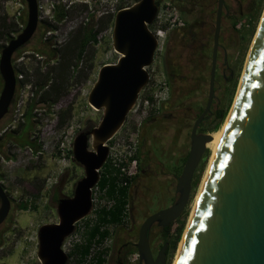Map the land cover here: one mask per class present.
<instances>
[{
    "label": "rangeland",
    "instance_id": "1",
    "mask_svg": "<svg viewBox=\"0 0 264 264\" xmlns=\"http://www.w3.org/2000/svg\"><path fill=\"white\" fill-rule=\"evenodd\" d=\"M17 1L0 0V32L4 31L3 21L6 19L8 23L17 25L18 33H13L14 37L24 30L21 18L28 14L26 1L25 4L23 0H19L20 5H16ZM39 1L42 10L39 11L38 29L29 43L13 56V66L19 73L20 82L9 113L0 123V134L4 130L18 126L28 104L34 100L37 106L33 112L35 130L32 139L42 146V151L40 154H34L29 148L22 150L8 145L5 151L9 159L0 155V183L14 207L10 214V221L0 227L3 242L0 247V264H40L37 258L38 230L42 225L58 223L56 210L58 202L53 199V189L56 186L57 191L60 189V199L72 197L77 182L84 177V168L74 160L71 153L72 146L70 151H63L62 144H65V147L68 146L70 138L74 141L78 134L91 130L100 123L103 111L92 108L88 104V96L97 81L99 70L105 65L115 64L119 59L112 43L113 22L111 24V19L113 17L114 21L115 15L110 5L100 6L99 3H95L96 0ZM170 1L180 11L186 23L201 20L209 23L207 26L209 31L215 30L218 3L215 7L208 10L203 8L200 11V7L193 6L192 3L196 1L197 4L199 2L208 4V0ZM14 2L15 5H13ZM51 3L56 6L54 11L50 10ZM225 3L227 16L222 20L223 34L219 43L227 50V60L230 65L227 72L228 75L233 73V77L227 88L223 86L220 95V109L227 110V116L218 130L227 121L234 105L246 62L264 13V0H225ZM118 7L120 5L116 7L117 11H119ZM61 8L66 15L61 21H57L56 14ZM181 9H185V13H182ZM18 13L21 15L17 17ZM199 16L200 20L197 19ZM238 22L244 24L241 30L236 28ZM40 25L42 28L49 25L52 29L44 32L43 29H39ZM92 28L98 32V43L90 44L79 59L78 51L83 34L85 30L91 31ZM4 44V38L0 37V46ZM36 50H39V55L35 54ZM45 92L50 93L49 101L40 102ZM131 116L129 114L128 118L131 119ZM206 130H210L209 125L206 126ZM174 150L171 147L161 153L157 144L152 145L154 157L164 163L166 172L171 173V177L158 182H144L142 186L146 185L148 188H141L137 193L132 188L127 218L121 226L105 227L110 231V237L102 245L93 246L92 255L104 250L106 264H114L117 252L124 243L137 244L139 230L146 218L165 206L174 204L178 198L177 176L181 173V165L184 162L174 153ZM212 154V150L208 148L193 176L192 200L190 198L187 206L185 231ZM197 180L199 181L196 185ZM21 202H27L30 209L18 210L17 206ZM112 202L113 200L106 197L98 198L91 214L77 224L74 235L68 238L63 246L69 256L68 264H87V261L79 262L77 246L85 244L88 229L97 221V211L102 207L110 208ZM180 218L173 223L171 236L167 241L161 240V228L154 226L151 229L153 239L150 245L159 243L152 250L155 258L164 243L167 244V248L172 246L176 230L181 223ZM183 235L176 250L174 252L170 250L166 255L165 264L175 263ZM126 256L128 264H140L138 251L127 253Z\"/></svg>",
    "mask_w": 264,
    "mask_h": 264
},
{
    "label": "water",
    "instance_id": "2",
    "mask_svg": "<svg viewBox=\"0 0 264 264\" xmlns=\"http://www.w3.org/2000/svg\"><path fill=\"white\" fill-rule=\"evenodd\" d=\"M25 1L26 27L0 56L3 79L0 123L9 113L16 92L13 56L29 43L38 29V0ZM224 7L225 0H218L208 103L192 129L190 153L176 187L178 198L173 205L143 222L136 244L140 264H165L167 244L155 258L150 231L154 226L165 229L183 215L191 198L193 176L208 149L207 144L213 140L212 134H197V130L213 102ZM157 13V0H137L132 7L115 15L112 43L119 59L99 70L88 96V104L103 111V117L96 127L81 132L73 141V158L84 168V177L77 182L72 197L58 201V223L39 228L40 264H68L64 243L74 235L77 224L93 211V189L100 181V170L109 155L107 143L122 129L149 82L148 69L153 65L157 48L150 26ZM0 202L1 227L12 210L1 183ZM175 264H264V13Z\"/></svg>",
    "mask_w": 264,
    "mask_h": 264
},
{
    "label": "flooded vegetation",
    "instance_id": "3",
    "mask_svg": "<svg viewBox=\"0 0 264 264\" xmlns=\"http://www.w3.org/2000/svg\"><path fill=\"white\" fill-rule=\"evenodd\" d=\"M226 10L227 5L225 3L224 18L227 16ZM208 24L201 20L186 23L184 28L175 30L169 35L162 67L168 85V101L161 107L157 116L146 118L138 128V149L136 152L138 174L131 182L135 193L141 188H148L146 185L142 186L144 182H158L168 179L172 175L166 172L164 163L154 157L152 151V145L154 144L159 146L161 153L173 147L175 149L174 153L184 160L181 165V173L183 171L190 153L193 126L205 111L209 98L215 30L212 31L210 29L209 31L207 29ZM222 34L223 28H221L219 40L222 38ZM17 52L18 50L15 54ZM202 55V58L205 57L204 61L201 60ZM205 61L208 62L207 67L203 66ZM229 69L227 50L219 43L213 102L210 112L207 113L204 120L200 123L197 134L206 135L213 132L217 116L223 110L220 109V95L222 94L223 86L227 88L232 82L233 73L228 75L227 71ZM200 71H205L206 79L199 90L197 77L200 74L194 72ZM208 125L210 130H206ZM181 173L177 176V179ZM168 207L170 206L166 208ZM127 243H124L118 250L114 264H128L126 260ZM155 246L151 245V249L153 250Z\"/></svg>",
    "mask_w": 264,
    "mask_h": 264
},
{
    "label": "trees",
    "instance_id": "4",
    "mask_svg": "<svg viewBox=\"0 0 264 264\" xmlns=\"http://www.w3.org/2000/svg\"><path fill=\"white\" fill-rule=\"evenodd\" d=\"M23 1L25 3V0H23ZM216 3H218V1L208 0V4H206L204 2H199V4H197V2L195 1L192 3V5L200 7V11H201V10H203V8L208 10L209 8L215 7ZM118 8H119L118 10L123 9L124 4H120V7H118ZM181 12L185 13V9H181ZM209 13H210V11H209ZM201 14H203V12H201ZM65 15L66 14H65L64 9L63 8L59 9L57 14H56V20L61 21L65 17ZM200 18L201 17L199 16L197 19L200 20ZM21 21H22L21 25L23 27H26L27 13L25 14V16L23 18H21ZM112 22L114 23L113 17L111 19V24H112ZM195 22H197V21H195ZM3 27H4V31L0 32V37L4 38L5 44L0 46V52L7 46V44L11 40H13L15 38L13 36V33H18L17 25L15 23H8L6 21V19H5V21H3ZM44 27L42 28V26L40 25L39 29H43L44 32L47 31L48 29H52V27L49 25L46 26L45 28ZM97 37H98V32L95 31L93 28L91 31L85 30V32L83 34V38H82L81 43L79 45V51H78V58L79 59L82 58L87 47L90 44H97L98 43ZM46 46H48V44ZM46 46L44 45V48H46ZM36 51L37 52L35 54L39 55V53H40L39 50H36ZM180 57H182V56L180 55ZM202 57H203V55L201 56V60L204 61L205 57L204 58H202ZM207 64H208V62L205 61L203 63V66L207 67ZM207 69L209 70V68H207ZM15 72H16V79H17L16 89L18 90V85L20 82L18 79L19 73H18L17 69H15ZM194 73L200 74V76L197 77V79H198L197 80V87H198V89L202 88L203 81L206 79L205 78V71L194 72ZM46 82H48V80H46ZM45 86H47V85H45ZM2 89H3V79H2V76L0 74V91H2ZM49 96H50V93L45 92L43 94V98L40 100V102L49 101V98H48ZM36 106H37V102L32 100V102H30L28 104V107L22 116V121L18 124V126H16L14 129L10 128V129L4 130L0 134V155L2 157L9 159V157L7 156V153L5 151L6 147L8 145L15 146V147L20 148L22 150L29 148L30 150H32V152L34 154H40L41 153L42 146L40 144L36 143V141H34L32 139V134L35 130V124L33 122V117H34L33 112L36 109ZM226 116H227V110L223 109L222 111H220V113L217 116V120H216L217 122H216L215 127L213 128V131H215V132L218 131L220 125L226 119ZM71 153H72V151H71ZM208 154H209V151L207 152V155ZM106 167L107 166L105 165L104 168H106ZM203 167H204V165H203ZM203 167H202V169H203ZM199 177H198V179H199ZM118 181H119L118 177L113 175L107 169H106V172L103 173L101 178H100V181L98 183V187H99L101 192H105L102 197H106L109 200H113L114 204L112 205L111 208L102 207L99 211H97V214H98L97 221L92 227H90L88 229V231L86 233L85 244L77 246L76 251L80 256L79 262H81V263L87 261V264H106V256H105L106 251L102 250V251L96 253L95 255H92L93 246L102 245L110 237V231L105 228L106 226H108V225H120L121 226L122 223L124 222V220L127 218V215H128L127 209L129 206V200L131 197V189H132L133 185L131 183L130 184L128 183V185H126V186H120V185H118ZM198 181L199 180L196 181V185H197ZM56 189H57V186L53 189L54 190L53 199H54V201L58 202L60 200V198H59V190L60 189L58 191ZM36 197H38V196H36ZM191 200H192V198H191ZM166 207L167 206H165V208ZM17 209L20 211H28L30 209V205L27 202L26 203L21 202L17 206ZM13 210H14V207L12 206L11 212H13ZM187 215H188V207L185 210L183 216L179 219V221H181V223L179 224V226L176 230V235H175L172 246L167 248V251H166L167 254L170 252V250H172L173 252H174V250H176V248H177V246H178V244L182 238V235L185 231V223H186ZM10 219H11V216L9 215L5 224L8 223L10 221ZM172 226H173V223L170 226L166 227L165 229H161L160 236H161L162 241H167L170 238ZM1 234L2 233H0V247L3 245ZM149 239H150V241H152V239H153V235L151 233L149 234ZM158 244H156V246ZM127 245H128V247H127L126 253H133V252L138 251L135 243L128 242ZM164 245H165V243L161 246V249Z\"/></svg>",
    "mask_w": 264,
    "mask_h": 264
},
{
    "label": "built area",
    "instance_id": "5",
    "mask_svg": "<svg viewBox=\"0 0 264 264\" xmlns=\"http://www.w3.org/2000/svg\"><path fill=\"white\" fill-rule=\"evenodd\" d=\"M137 0H96L100 6L110 5L111 11L115 15L118 11L116 7L124 4V8L132 7ZM158 13L154 23L150 26L152 33L157 39V48L154 55L153 65L148 69L149 82L147 86L139 94L136 105L131 110V119L126 120L122 129L107 143L109 147V155L106 163L100 170V175L106 172V169L113 175L118 177V185L126 186L138 174V160L136 152L138 149L137 131L141 122L146 118L155 117L159 114L161 107L168 101V85L163 72V59L165 49L171 32L185 27L186 22L182 18L180 11L174 6L170 0H157ZM19 0L17 4L20 5ZM82 3V1H78ZM87 3V2H86ZM83 3V4H86ZM71 5V3H70ZM70 8V7H69ZM56 6L51 3L50 10L54 11ZM38 10H42L40 1L38 2ZM21 14L18 13L17 17ZM244 27L242 22L236 24L237 30ZM158 67V72H157ZM20 77V76H19ZM18 77V79H19ZM128 114V115H129ZM73 138L68 141V146L62 144L63 151L71 150ZM105 165L107 166L106 168ZM105 192H101L98 185L93 189V207L98 198H103ZM114 201L112 202V205ZM111 205V207H112ZM110 207V208H111ZM96 210H94L95 212ZM128 211V209H127Z\"/></svg>",
    "mask_w": 264,
    "mask_h": 264
},
{
    "label": "bare ground",
    "instance_id": "6",
    "mask_svg": "<svg viewBox=\"0 0 264 264\" xmlns=\"http://www.w3.org/2000/svg\"><path fill=\"white\" fill-rule=\"evenodd\" d=\"M253 43H254V42H253ZM227 120H228V119H227ZM226 122H227V121H226ZM226 122H225V124L223 125V127H222L220 130L214 132V133L211 135L212 138H213V140H212L210 143L207 144V148H210V149L212 150L213 154H212V157H211V160H210L209 166H208V168H207L206 174H205V176H204V179H203V181H202L201 187H200V189H199V193H198V195H197V197H196L195 204H194V208H193V211H192V213H191V216H190L189 223H188V225H187L186 231H187L188 226H189V224H190V222H191V219H192V216H193V213H194V210H195L196 204H197V202H198V199H199L200 193H201V191H202V188H203V185H204V182H205V179H206L207 173H208L209 168H210V166H211V163H212V161H213V159H214V156H215V153H216V149H217V146H218L219 140H220V138H221V135H222V133H223V130H224V128H225ZM186 231H185V232H186ZM183 236H184V235H183ZM181 244H182V242H181ZM181 244H180V246H179V250H178V253H177V256H176V259H175V263H176L177 258H178V256H179V251H180ZM175 263H174V264H175Z\"/></svg>",
    "mask_w": 264,
    "mask_h": 264
},
{
    "label": "clouds",
    "instance_id": "7",
    "mask_svg": "<svg viewBox=\"0 0 264 264\" xmlns=\"http://www.w3.org/2000/svg\"><path fill=\"white\" fill-rule=\"evenodd\" d=\"M158 3V2H157Z\"/></svg>",
    "mask_w": 264,
    "mask_h": 264
}]
</instances>
